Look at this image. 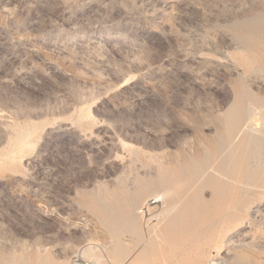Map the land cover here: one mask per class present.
Here are the masks:
<instances>
[{"label": "rangeland", "instance_id": "374dc122", "mask_svg": "<svg viewBox=\"0 0 264 264\" xmlns=\"http://www.w3.org/2000/svg\"><path fill=\"white\" fill-rule=\"evenodd\" d=\"M263 117L264 0H0V264H264Z\"/></svg>", "mask_w": 264, "mask_h": 264}, {"label": "bare ground", "instance_id": "6f19581e", "mask_svg": "<svg viewBox=\"0 0 264 264\" xmlns=\"http://www.w3.org/2000/svg\"><path fill=\"white\" fill-rule=\"evenodd\" d=\"M251 108H252V107H251ZM249 109H250V108H249ZM254 110H255V108H254ZM246 111H247V110H246ZM251 111H252V110H251ZM259 111H260V110H259ZM256 112H257V111H255V112H251V113H252L251 115H250V114H246L247 117L250 115V117H248V118L250 119V121H251V119H253V121H254L255 114H257ZM249 113H250V110H249ZM252 116H254V117L252 118ZM257 116H258V115H257ZM263 118H264V117H263ZM258 119H260V118H258ZM248 122H249V120H248ZM257 122H259V121H257ZM257 122H256V123H257ZM251 123H252V122H251ZM253 123H255V122H253ZM249 124H250V122H249ZM249 124H248V125H249ZM258 124H260V122H259ZM263 124H264V123H263ZM243 125H245V124H243ZM251 125H252V124H251ZM253 125H254V124H253ZM253 125H252V126H253ZM256 126H257V124H256ZM247 127H249L250 130H252V127H250V126H247ZM243 128L245 129L244 126H243ZM253 129H256V128L254 127ZM261 129H262V128H261ZM248 130H249V129H248ZM250 130H249V131H250ZM244 131H247V130L245 129ZM255 131H257V130H253L254 133H255ZM263 131H264V130H263ZM263 131H260V132L264 133ZM251 132H252V131H251ZM246 133H247V132H245V134H246ZM257 133H258V132H257ZM257 133H255V134L257 135ZM262 133H261V134H262ZM255 134H254V135H255ZM259 134H260V133H258V135H259ZM261 134H260V135H261ZM246 135H247L248 140H249L250 137L248 136V134H246ZM258 135H257V138H256V139H255V137L252 135L253 138H254L253 141H258V138H259ZM263 135H264V134H262V137H263ZM250 136H251V135H250ZM252 136H251V137H252ZM247 137H246V138H247ZM253 138H252V139H253ZM259 140H260V138H259ZM245 142H246V140H245ZM252 143H253V142H252ZM228 147H229V145H228ZM224 151H225V150H224ZM209 170H210V169H209ZM232 183H233V182H232ZM177 185H178V184H177ZM179 185H180V184H179ZM179 185H178V186H179ZM242 185H243V184H242ZM244 185H245V184H244ZM175 186H176V185H175ZM241 191H242V190H241ZM157 194H158V193H157ZM171 194H172V193H171ZM176 195H177V194H176ZM242 195H243V194H242ZM154 196H161V198H162V204H161L160 207H163V208H162V212H160V214H157V213H156V214H157V217H156V218H157V219H160V218H164V217L168 216L169 213H170V211H171V209H170L168 206H165V203H166V201H167V202L169 201V203L172 204V203L170 202V200H173V197H174V196H173L172 199H170V200H167V199H168V198H167V193H164V194L162 193L161 195L158 194V195H154ZM168 197H169V194H168ZM239 197H240V196H239ZM164 198H165V199L167 198V199L164 200ZM164 201H165V203H164ZM145 204H146V202H144V204L141 205V208L138 209V210H139V214L144 215V218H145V214H147V216H149V215H150V214H149V211H150V213H151V210H154V209H147V210H144ZM166 204H167V203H166ZM170 204H169V205H170ZM160 207H158V208H160ZM158 208H157V209H158ZM174 210H175V209H174ZM128 211H129V209H128ZM135 211H136V210H135ZM158 213H159V212H158ZM142 215H140V216L142 217ZM158 215H159V216H158ZM151 216H152V217L149 218V219H147V221L151 219V220H153V222H154L156 219H154L155 217H153V215H151ZM154 216H156V215H154ZM149 217H150V216H149ZM142 218H143V217H142ZM142 218H141V219H142ZM144 218H143V220H144ZM146 218H147V217H146ZM146 218H145V219H146ZM143 220H142V221H143ZM160 220H161V219H160ZM142 221H141V222H142ZM160 222H161V221H160ZM145 223H147V222L145 221ZM150 224H152V223L150 222ZM160 224H161V223H160ZM130 226H132V222L130 223ZM152 226H153V225H152ZM147 227H148V225H147ZM157 227H158V226H157ZM144 228H146V227H144ZM149 228H150V227H149ZM158 228H159V227H158ZM131 229H133V228L131 227ZM152 231H153V230H152ZM153 232H154V231H153ZM155 232H157V231H155ZM143 233H144V232H143ZM143 233H142V234H143ZM143 235H144V234H143ZM86 248L88 249L89 247L87 246ZM91 248H92V247H91ZM89 249H90V248H89ZM85 250H86V249H85ZM85 250L83 249V251H85ZM91 250H92V249H91ZM91 250H90V251H91ZM92 251L94 252V250H92ZM87 252H89V250H88ZM93 252H90V253L92 254ZM217 252H218V250H216V253H217ZM83 254H84V253H83ZM84 255H85V254H84ZM84 255H83V256H84ZM88 255H89V254H88ZM78 256H79V255H78ZM85 257H86V256H85ZM81 258H82V257H81ZM81 258H80V260H81ZM97 258H98V257H97ZM94 260H95V259H94ZM98 260H99V259H97V262H98ZM82 262H83V261H82ZM82 262H81V263H82ZM83 264H86V263H83ZM94 264H96V262H95ZM99 264H100V263H99ZM101 264H102V263H101Z\"/></svg>", "mask_w": 264, "mask_h": 264}, {"label": "built area", "instance_id": "2783aa9c", "mask_svg": "<svg viewBox=\"0 0 264 264\" xmlns=\"http://www.w3.org/2000/svg\"><path fill=\"white\" fill-rule=\"evenodd\" d=\"M162 204V198L161 196H152L150 198H148V200L146 201L144 210L147 209H157L158 207H160ZM210 264H221V262L217 259L212 260L210 262Z\"/></svg>", "mask_w": 264, "mask_h": 264}]
</instances>
